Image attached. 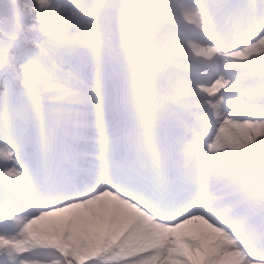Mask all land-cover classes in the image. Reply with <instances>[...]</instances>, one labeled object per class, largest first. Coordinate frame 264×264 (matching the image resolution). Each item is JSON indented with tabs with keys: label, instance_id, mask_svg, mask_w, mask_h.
Returning <instances> with one entry per match:
<instances>
[{
	"label": "snow or ice",
	"instance_id": "snow-or-ice-1",
	"mask_svg": "<svg viewBox=\"0 0 264 264\" xmlns=\"http://www.w3.org/2000/svg\"><path fill=\"white\" fill-rule=\"evenodd\" d=\"M0 264H264V0H0Z\"/></svg>",
	"mask_w": 264,
	"mask_h": 264
},
{
	"label": "bare ground",
	"instance_id": "bare-ground-1",
	"mask_svg": "<svg viewBox=\"0 0 264 264\" xmlns=\"http://www.w3.org/2000/svg\"><path fill=\"white\" fill-rule=\"evenodd\" d=\"M226 133H227V130H226ZM226 133H225V134H226Z\"/></svg>",
	"mask_w": 264,
	"mask_h": 264
}]
</instances>
